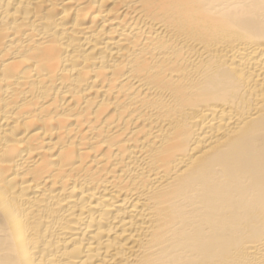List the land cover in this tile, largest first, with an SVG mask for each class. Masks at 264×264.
<instances>
[{
	"label": "bare ground",
	"instance_id": "obj_1",
	"mask_svg": "<svg viewBox=\"0 0 264 264\" xmlns=\"http://www.w3.org/2000/svg\"><path fill=\"white\" fill-rule=\"evenodd\" d=\"M0 264H264V0H0Z\"/></svg>",
	"mask_w": 264,
	"mask_h": 264
}]
</instances>
